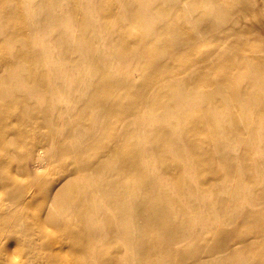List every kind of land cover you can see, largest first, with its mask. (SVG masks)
<instances>
[{"label": "bare ground", "instance_id": "obj_1", "mask_svg": "<svg viewBox=\"0 0 264 264\" xmlns=\"http://www.w3.org/2000/svg\"><path fill=\"white\" fill-rule=\"evenodd\" d=\"M261 6L257 0H0V145L14 146L5 141L11 113L20 126L47 127L57 138L40 136L49 142L32 160L38 163L43 151L70 159L56 163L61 172L50 182L52 191L34 197L23 177L7 168L25 155L0 157V187L16 205L0 220L17 232L21 223L52 248L76 237L82 264L104 263L102 245L91 238L114 240L108 264H264V54L257 49L264 37L250 34L264 28ZM34 17L81 35L102 29L111 54L127 61L133 74L112 77L95 39L83 34L79 46L59 45L68 57L87 54L94 76L74 86V94L57 91L42 48L34 47L39 38L28 24ZM41 97L49 103L38 104ZM69 138L79 141L68 150ZM148 164L170 183L158 194L161 180ZM214 171L228 185L211 184L207 175ZM31 176L43 182L40 172ZM235 183L239 231L231 237V227L219 223L230 205L227 186ZM216 191L220 195L212 196ZM196 196L206 198L200 211ZM186 203L211 216L199 240L205 258L197 255V242L170 244L185 222L171 212L181 214ZM186 250L188 263L181 257Z\"/></svg>", "mask_w": 264, "mask_h": 264}, {"label": "rangeland", "instance_id": "obj_2", "mask_svg": "<svg viewBox=\"0 0 264 264\" xmlns=\"http://www.w3.org/2000/svg\"><path fill=\"white\" fill-rule=\"evenodd\" d=\"M262 4L261 7L264 8V0H257ZM39 12V11H38ZM28 12H24V18L28 20L30 17ZM28 15V16H27ZM33 22L28 23L29 27L32 31V35L34 37L33 31L36 30L37 37L39 40L37 43H34V47L42 48V52L44 57H46L47 65L49 66V70L47 71L48 80H50L53 87L57 89V91H62L65 94L73 93V87L76 86L79 82L85 81V79L91 78L94 76L93 66L89 63L88 56L82 51L77 53V56L74 58L68 57L62 54V49L59 44L62 42H67L68 44H74L75 46L80 45V38L83 34H90L92 38L95 39V43L97 45V50L104 58V65L107 72L112 75V77L123 79L128 78L132 71H130L129 63L119 58H115L111 54V50L108 46L105 38L103 39V32L101 30H96L93 33L90 31H86V33H82V35L74 28H70L68 26H59L53 24L52 22H40L36 17ZM251 35L264 37V28H256L251 30ZM17 39H20V36H16ZM19 45V41L16 42ZM260 54H264V42L262 45L257 48ZM133 74V73H132ZM49 83V84H50ZM15 85L17 88L21 86V84L15 81ZM32 89H29L27 93L31 95ZM30 99V98H29ZM31 101V100H30ZM38 104H48L49 100L45 98H39ZM72 103V102H70ZM74 104V103H72ZM71 106L73 107V105ZM28 113L33 115L31 109H29ZM123 115L122 113H119ZM15 114L6 113V117L10 120L7 123V127L5 128L6 134L5 141L13 143L12 151H7L5 146L0 145V157L5 158V160L10 161L11 157H15L18 154L25 155V159L22 162L14 161L10 163L7 168L10 170H14V173L21 179L25 189L31 192L34 197H42L48 195L53 186L51 181H57L60 177V169L58 167V160L61 159L59 155L53 156L51 154L45 155L43 151L41 152L43 158L36 163L33 159V155L39 151H42V147L44 144L51 141L56 140L57 138L52 136L50 133V128L38 126L32 127L34 123H29L20 126L14 117ZM124 118L127 119V112L124 114ZM13 122V124H12ZM120 123V122H119ZM116 123V124H119ZM20 128V129H19ZM40 136L48 137L49 139H41ZM68 140V139H67ZM76 139L69 138L67 143H70L68 146V150L70 147H74L77 145ZM147 161L150 163V158L146 155ZM70 159L63 157L60 162L64 163L69 161ZM147 162V163H148ZM57 163V164H56ZM237 163H239L237 161ZM148 167L152 170L153 176L159 178L161 180V187L157 188L155 191L158 194L162 190L165 185L170 186V183L166 180L165 175L157 171L151 164H148ZM250 171V169H247ZM35 172H40L42 174L41 181L31 179L32 174ZM204 174V173H203ZM207 175V174H206ZM205 175V176H206ZM24 176H27L28 179L24 182ZM192 176V175H191ZM190 176V177H191ZM207 177H213L209 179V182L214 185L215 180L219 182L227 181V185L229 183L228 180L218 171L211 172L207 175ZM226 197L230 200V205L226 209V213L224 217L221 219L219 225L229 226L231 227V237H237L238 235V213L234 204V200L238 198L237 188L238 183L232 184L230 187L227 186ZM5 188L0 187V214L2 218L4 216L11 213L16 207L15 204L8 203L5 197ZM218 191L213 193L212 196L216 197ZM99 198V196H97ZM206 198L199 199L197 196L194 198V202L199 205V211L202 210V206L205 205ZM96 205L100 206L101 203L96 202ZM24 209L27 213H34L29 210L32 206L28 204L17 205V208ZM103 207V205H102ZM36 211L35 208H33ZM105 210L108 212L109 218L117 223H121L119 219V215L112 211L108 206H105ZM172 218L175 220L184 219L185 222L180 230V234L174 239L170 240V244H173L175 247H181L184 244H192L197 242L198 248L201 250L197 255L205 258V253L202 251L203 246L199 243V240L203 239L204 231L208 228L210 217L206 214H201L200 212H194L189 204H185L184 209L181 211V214H173ZM11 216V215H10ZM8 216L7 218H9ZM33 216L37 217L38 214H34ZM62 217H69L67 214H62ZM72 219V218H70ZM5 224L0 220V264H12L13 261H16L17 264H82L84 258L82 253L76 251V246H79V240L75 238L64 239L61 244L57 247H49L45 238L37 236L36 232H26L24 225L17 222V224L21 225L20 232H17L13 226H11L6 220ZM98 225H103V221L98 222ZM126 225H130L131 223H127ZM102 227V226H101ZM11 230L13 235H4V231ZM156 232H153V235H156ZM29 238L31 239L29 241ZM96 245H102V250L100 254V261L104 262L103 264H108V261L111 262V259L114 257V240L109 239L104 244L102 243L101 238H91ZM219 239H214L209 242V244H215ZM31 244V247L28 243ZM32 242V243H31ZM162 243H165V239H162ZM29 245V246H28ZM236 243H233L232 246H236ZM162 246V245H161ZM190 250H186L182 252L181 257L185 258L187 263L190 262ZM209 260L213 259L212 256L206 257ZM101 262V263H102ZM159 264H176L174 261H165L163 259L159 260ZM209 264H217L216 260L211 261ZM220 264V263H219Z\"/></svg>", "mask_w": 264, "mask_h": 264}, {"label": "clouds", "instance_id": "obj_3", "mask_svg": "<svg viewBox=\"0 0 264 264\" xmlns=\"http://www.w3.org/2000/svg\"><path fill=\"white\" fill-rule=\"evenodd\" d=\"M12 264H17V262L16 261H13Z\"/></svg>", "mask_w": 264, "mask_h": 264}]
</instances>
